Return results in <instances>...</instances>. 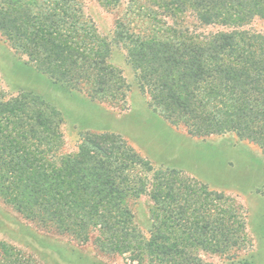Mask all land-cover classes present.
<instances>
[{
  "label": "trees",
  "instance_id": "trees-1",
  "mask_svg": "<svg viewBox=\"0 0 264 264\" xmlns=\"http://www.w3.org/2000/svg\"><path fill=\"white\" fill-rule=\"evenodd\" d=\"M103 3L116 8L120 0ZM131 3V15L117 19L112 40L86 17L81 0H0V32L43 71L61 74L93 101L123 112L131 108V84L110 60L113 43H122L137 85L149 97L147 105L174 130L183 127L191 138L235 133L264 148V33L247 28L256 18L264 20V0ZM184 15L196 16L201 25L229 28L193 30L181 24ZM32 96L23 92L5 99L0 91V197L25 218L84 241L98 228L108 239L122 238L110 241L111 250L140 248L173 264L184 248L174 255L169 237L160 241L156 233L143 239L129 230L136 226L129 199L134 187L121 175L140 166L154 171L157 201L169 204L159 218L182 228L188 235L183 239L224 253L229 240L236 241L229 234L231 219L241 229L245 222L228 195L178 168L154 170L153 162L120 133H81L78 150L61 153L62 111ZM212 197L229 206L212 204ZM0 247L4 252L13 248L5 241ZM0 264L29 263L0 257Z\"/></svg>",
  "mask_w": 264,
  "mask_h": 264
},
{
  "label": "rangeland",
  "instance_id": "rangeland-1",
  "mask_svg": "<svg viewBox=\"0 0 264 264\" xmlns=\"http://www.w3.org/2000/svg\"><path fill=\"white\" fill-rule=\"evenodd\" d=\"M131 1L120 0L118 7L109 8L103 0H81L86 17L109 40L115 35L117 19L126 12L131 15L134 9ZM140 19L136 17L134 21L142 23ZM180 19L182 25L197 31L214 32L229 28L201 25L194 15H184ZM247 28L264 33V20L256 18ZM113 45L111 63L122 70L131 84L129 110L122 112L103 102L101 105L90 99L86 91L70 86L61 74L43 71L27 53L16 51L1 32L0 91L5 99L30 92L34 95L32 97L38 96L62 111L65 144L61 153H75L82 139L81 133H120L153 162L154 170L178 168L184 176L198 179L228 195L229 205H233L245 227L242 230L239 222L234 223L231 219L233 229L229 234L234 235L236 241L229 240L226 249L223 245L222 250L226 253L214 252L207 250L198 240L183 239L188 235L179 226H168L167 221H161L162 207H169V204L157 201L159 190L157 184L154 189V171L148 172L145 167L138 166L121 175L128 178L126 184L134 187L129 199L136 226L129 230L141 233L143 239L158 233L162 235L160 237H169L166 243L172 246V250L176 251L179 246L184 248V254H180L173 264H264V148L235 133L191 138L183 127L174 130L147 105L149 97L143 95L137 85L135 72L127 61L126 48L122 43ZM142 178L148 179L147 187L145 183L143 186ZM212 199V204L229 206L227 201L222 202L223 199ZM152 224L158 227L154 228ZM104 234L98 228L94 229L84 241L44 229L0 197V242L13 246L5 252L0 247V257L5 260L14 258L29 264H172L170 260L162 259L163 256L156 258L140 248L121 253L111 250L110 241L122 238L113 236L108 239ZM243 235L245 239H242ZM160 241H164V237ZM220 247L213 246V249ZM177 252L171 253L175 255Z\"/></svg>",
  "mask_w": 264,
  "mask_h": 264
}]
</instances>
